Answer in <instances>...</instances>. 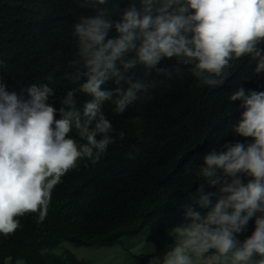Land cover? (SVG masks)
Wrapping results in <instances>:
<instances>
[{"label":"clouds","instance_id":"obj_1","mask_svg":"<svg viewBox=\"0 0 264 264\" xmlns=\"http://www.w3.org/2000/svg\"><path fill=\"white\" fill-rule=\"evenodd\" d=\"M110 16V9L97 7L95 15L80 16L73 26L79 56L73 63L83 62L87 70L79 91L91 97L82 108L72 90L57 108L47 84H30L25 99L0 79V235L14 233L26 213L39 212L43 219L61 177L81 158L97 162L114 142L102 111L105 102L123 114L150 98L154 83L127 75L129 70L142 66L171 78L173 73L158 65L175 58L201 84L214 86L230 60L247 55L256 73H264V0H138L118 20ZM113 28L117 35L109 38ZM109 80L117 86L102 89ZM229 99L243 109L235 135L251 140L227 142L202 157L195 166L203 180L196 196L206 211L186 208L184 222L171 230L169 250L148 264H264V91L238 86ZM73 130L79 140L69 135ZM205 185L217 191L207 192ZM253 218L251 235L241 241ZM155 250L144 238L136 254Z\"/></svg>","mask_w":264,"mask_h":264},{"label":"trees","instance_id":"obj_2","mask_svg":"<svg viewBox=\"0 0 264 264\" xmlns=\"http://www.w3.org/2000/svg\"><path fill=\"white\" fill-rule=\"evenodd\" d=\"M133 3L138 0H109L106 5L94 0H0V79L8 91L22 93L25 99L30 84H47L54 92L50 102L57 108L72 90L77 108H82L91 97L79 91L87 70L83 62L73 63L79 60L73 26L80 16L95 15L97 7L110 9L116 21ZM116 35L110 30L109 38ZM158 67L172 77L142 66L129 70L127 75L154 83L150 98L136 101L123 114L105 102L102 111L112 124L114 142L97 162L81 158L61 177L43 219L39 212L26 213L14 233L0 235V264L8 258L13 263L24 259L27 264H89L68 249L60 254L55 249L68 241L76 246L123 243L129 250V240L140 236L156 244L154 255L159 257L173 244L171 230L184 222L186 208L206 211L197 203L196 189L203 180L195 175V166L227 142L251 140L235 135L233 125L243 109L229 96L238 86L264 91V73H256L255 61L247 55L230 60L214 86L201 84L189 66L178 65L175 58ZM116 86L109 80L101 87ZM69 135L79 140L75 130ZM205 191L217 188L205 185ZM253 229L254 218L238 238L242 241ZM152 256L137 255L143 264Z\"/></svg>","mask_w":264,"mask_h":264},{"label":"rangeland","instance_id":"obj_3","mask_svg":"<svg viewBox=\"0 0 264 264\" xmlns=\"http://www.w3.org/2000/svg\"><path fill=\"white\" fill-rule=\"evenodd\" d=\"M144 238L147 243L155 245L156 253V244L147 236H140L130 239L129 241L132 243L129 250H127L125 246L122 245L123 243L114 246H76L73 243L64 241L58 248L55 249V252L60 254L64 250L68 249L79 259L87 261L89 264H143L137 257L136 249ZM5 264H27V262L24 259H18L13 263L12 260L8 258Z\"/></svg>","mask_w":264,"mask_h":264}]
</instances>
